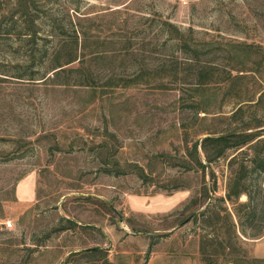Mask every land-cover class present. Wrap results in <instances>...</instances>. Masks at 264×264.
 <instances>
[{"label":"rangeland","instance_id":"obj_1","mask_svg":"<svg viewBox=\"0 0 264 264\" xmlns=\"http://www.w3.org/2000/svg\"><path fill=\"white\" fill-rule=\"evenodd\" d=\"M260 125L264 0H0V264H209L201 140Z\"/></svg>","mask_w":264,"mask_h":264},{"label":"trees","instance_id":"obj_2","mask_svg":"<svg viewBox=\"0 0 264 264\" xmlns=\"http://www.w3.org/2000/svg\"><path fill=\"white\" fill-rule=\"evenodd\" d=\"M21 5L28 6L25 2ZM74 61L70 58L64 64H58V71ZM240 112L241 107L232 117ZM250 130L247 127L240 132L220 135L207 132L200 143L207 164L224 158L230 150L236 152L227 164L226 194L214 200L223 206L217 209L207 206L195 216L202 219L204 227L210 229L213 235L210 238L204 236L202 239L206 240L201 239L200 243L201 256L209 264L214 263L213 256H221L229 264H264V259L249 258L241 247L243 238L255 239L264 229V176L260 177L264 174V128L256 132ZM197 164L204 167L199 161ZM241 196H245L246 200L239 202ZM226 204L231 205L234 217Z\"/></svg>","mask_w":264,"mask_h":264},{"label":"crops","instance_id":"obj_3","mask_svg":"<svg viewBox=\"0 0 264 264\" xmlns=\"http://www.w3.org/2000/svg\"><path fill=\"white\" fill-rule=\"evenodd\" d=\"M21 195V194H20ZM22 196V195H21ZM23 199L24 196L19 197V199ZM158 257V256H156ZM189 259L181 261L179 264H203L200 259V255L198 253V248H196L195 253L192 256L188 255ZM150 264H170L169 262H164L162 258H154L151 260ZM177 264V263H176Z\"/></svg>","mask_w":264,"mask_h":264},{"label":"built area","instance_id":"obj_4","mask_svg":"<svg viewBox=\"0 0 264 264\" xmlns=\"http://www.w3.org/2000/svg\"><path fill=\"white\" fill-rule=\"evenodd\" d=\"M2 226H4L5 228H10L12 223L9 219H5L4 221L1 222Z\"/></svg>","mask_w":264,"mask_h":264}]
</instances>
